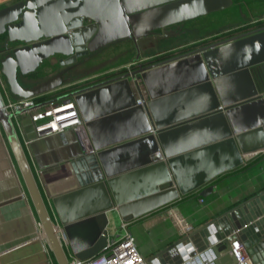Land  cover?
I'll use <instances>...</instances> for the list:
<instances>
[{"label":"water","instance_id":"1","mask_svg":"<svg viewBox=\"0 0 264 264\" xmlns=\"http://www.w3.org/2000/svg\"><path fill=\"white\" fill-rule=\"evenodd\" d=\"M231 4L232 0H19L0 9V78L12 96L48 95L64 87L61 73L111 44L130 41L139 47L156 30ZM55 55L60 56L58 64H66L63 69L30 87L19 84L17 75L27 76L44 60L52 63ZM79 57L84 58L76 61ZM255 66L264 67V27L154 63H138L41 102L73 97L90 142L80 145V155L67 164L39 171L42 189L76 258L87 259L105 245L110 210L130 219L264 150V95H257L250 71ZM139 81L145 99L140 96L138 105L133 89L139 90ZM191 92L193 100L175 103V97L186 99L182 97ZM254 101L260 111L252 113L251 124L239 126L249 120L252 111L244 109ZM192 104L199 107L189 109ZM237 110L243 112L241 117L236 118ZM0 127L49 250L56 264H67L1 95ZM120 153L124 156L117 157ZM210 189L204 187L198 194L204 196ZM233 239L247 247L251 264H264V188L178 236L147 260L159 264L171 257L173 264H183L210 247L214 264H233Z\"/></svg>","mask_w":264,"mask_h":264},{"label":"crops","instance_id":"2","mask_svg":"<svg viewBox=\"0 0 264 264\" xmlns=\"http://www.w3.org/2000/svg\"><path fill=\"white\" fill-rule=\"evenodd\" d=\"M16 1L19 0H0V9ZM232 3H235L236 7L247 4L246 0H236V2L232 0ZM256 5L254 4L253 7H256ZM252 21H255L252 24L254 27L264 25V12L260 11L257 18ZM254 27H251V29ZM208 38L210 37L197 38L190 42H183L184 44L172 45V52L170 53L183 51L184 49L181 50V48L185 45ZM162 40H166V38ZM153 44L152 42L141 43L138 52L140 50L145 51L151 49ZM165 51H158L156 54L150 55H143L137 52L134 57L127 61L131 63L138 57H141V63L157 60L165 56V54H169V52L166 53ZM89 59L61 73V86L64 85V87L57 89L51 94L44 95L41 100L37 101L38 106L46 107L48 104L45 105V103L42 104L41 102L48 100L53 95H61L70 90L101 82L110 76L112 71L109 70H114L115 68L112 66L107 67L103 71L90 72L88 68ZM65 65L58 64L54 56L52 63L48 59L40 63L39 67L35 70V72L37 71L35 76L31 77L28 74L22 77L17 75V80L22 87H30L60 71ZM106 71L107 74L102 73ZM250 71L257 95L261 97L264 95V67L260 68V66H255ZM28 80L32 81L28 82ZM138 86L139 90L136 91L133 89L134 96L135 98L141 96L143 98L142 100H144L145 90L140 81ZM194 95L193 92L188 93L182 97L186 99H180L181 97L177 96L175 97L177 98V102L175 103L183 105V101L187 100L190 102ZM9 96L16 98V96H12L10 93ZM63 102L73 103L78 112L80 123L67 127L62 131L48 132L42 136L35 137L33 123L30 121L29 113L24 112L18 114L19 127L16 129V132L32 170L42 171L52 166L67 164L68 161L80 155V145L86 146L90 143L87 135L84 133L83 121L73 97L58 98L51 105H58ZM188 107L194 110L199 106L192 104L191 106L188 105ZM244 110L252 112L249 114V120L239 123L241 127L251 124L250 122L254 119V114L252 113H258L260 111V104L255 102V105L251 104ZM234 114L238 118L241 117L243 112L237 110ZM24 140H27L28 143L24 144ZM121 156H124V154L120 153L117 155V157ZM39 178L41 185L44 187V181L40 175ZM207 186L211 187V189L208 192L206 191V195H199L198 191ZM263 188L264 150L247 161H244L241 165L217 174L201 187L181 195L179 194L174 200L130 219L124 220L115 210H110L108 212V223L106 226V241L112 242L117 239L121 232L120 224L121 222H125V228L132 235L137 250L145 258L146 264H157L152 261L148 262L147 259L162 247L167 246L178 238V230L172 222L169 211H175L183 216L193 230L240 201L248 199ZM21 192H24L25 196H21ZM199 198H202V202L199 201ZM34 219H37V217L25 191L9 145L0 127V264H56L50 250L48 248L46 249L44 243L35 238ZM235 240L238 241L242 252L247 256L249 264H251L250 257L246 251L247 247L245 248L243 246L240 239ZM196 254L198 253L194 255ZM159 262V264H173L171 257L168 258V262H162L161 260ZM220 264L229 263L227 260H224Z\"/></svg>","mask_w":264,"mask_h":264},{"label":"built area","instance_id":"3","mask_svg":"<svg viewBox=\"0 0 264 264\" xmlns=\"http://www.w3.org/2000/svg\"><path fill=\"white\" fill-rule=\"evenodd\" d=\"M119 70L120 69H114L109 71H112V74H117L115 72H119ZM102 73L107 74V71ZM112 74H110V76ZM0 95L3 100V108L9 114V118L15 132L19 127L18 114L15 113V111L18 109L23 110L22 113H29L30 121L33 123L35 137L42 136L43 134L48 132L62 131L67 127H71L80 123L78 112L73 103L63 102L61 104L52 106L51 104L53 102H48L45 104H48L45 107L37 105V102L35 101L37 97L11 98L1 78ZM135 104H141L140 97L135 99ZM23 143L27 144L28 141L24 140ZM30 170L39 187L41 198L50 220V226L66 257L67 264H146L145 258L137 250L132 235L127 232L125 228V222H121L120 224L121 232L119 234V237L112 242L106 241L105 245L98 251V253L88 257L87 259L76 258L69 248L67 239L62 229V225L55 214L52 204L42 189V185L38 177L39 171L36 169L32 170L31 168ZM20 195L25 196V193L21 192ZM199 201L202 202V198H199ZM169 215L172 219L173 224L178 230V236H183L192 230V227L180 214L176 213L175 211H169ZM34 227L35 238L44 243L46 249H49L45 240L44 231L38 219H34ZM230 244L231 249L229 251V254H231L235 260L233 264H249L248 258L242 252L241 246L238 241L234 239ZM189 259L187 261H184L183 264H214L216 256L211 248L207 247Z\"/></svg>","mask_w":264,"mask_h":264},{"label":"rangeland","instance_id":"4","mask_svg":"<svg viewBox=\"0 0 264 264\" xmlns=\"http://www.w3.org/2000/svg\"><path fill=\"white\" fill-rule=\"evenodd\" d=\"M246 3L247 4L243 6L240 5L239 7H236V4L232 3L229 8L222 11L186 21V23L183 24L184 29L187 31L185 34L175 37L174 39L158 41L155 43V48L145 51L140 50L138 52L139 47L130 41L111 44L90 57L88 68L90 72L103 71L107 69V67L112 66L116 69L128 70L130 67L141 63V57H138L131 63L127 61L134 57L137 52L143 55L156 54V52L161 51L169 44L179 45L197 38H207L229 30L248 26L251 27L255 22L252 20L257 18L260 11L264 12V0H246ZM254 4H257L256 7H253ZM31 81L32 80H28V82Z\"/></svg>","mask_w":264,"mask_h":264},{"label":"flooded vegetation","instance_id":"5","mask_svg":"<svg viewBox=\"0 0 264 264\" xmlns=\"http://www.w3.org/2000/svg\"><path fill=\"white\" fill-rule=\"evenodd\" d=\"M184 23H186V22H183V23H181V24H174V25H171V26H168V27H166V28H164V29H162V30H156L155 32H154V34H153V36L152 37H150V38H148V42H152V48H155V43L156 42H158V41H161L162 39H164V38H166V39H168V38H170V39H174L175 37H178V36H180V35H182V34H185L187 31H186V29H184V27H183V24ZM251 27H254V26H251ZM251 27L250 26H248V27H242L241 29L239 28V30L238 29H235V30H229V31H226V32H223V33H220V34H227L226 36H222L221 37V39H217V40H215V41H221V40H223V39H226V38H230V37H233V36H235V35H239V34H241V33H244V32H247V31H251L252 29H257L258 27H254V28H252L251 29ZM259 27H264V25H260ZM229 33V34H228ZM220 34H216V35H220ZM215 35V36H216ZM162 36V37H161ZM162 38V39H161ZM214 41V42H215ZM199 42V41H198ZM207 43V42H206ZM205 43V44H206ZM181 44H184V43H181ZM171 48H172V44L170 45H168V46H166V47H164L161 51H165L166 53H168L169 52V54L168 55H165V56H163V57H161V58H159V59H157V60H153V61H147V62H142V63H144V65L145 64H148V63H154V62H157V61H161V60H164V59H168V58H170V57H173V56H175V55H178V54H180V53H182V52H184V51H187L188 49H186V50H183V51H180V52H176V53H170V52H172L171 51ZM173 50V49H172ZM60 58V56L59 55H55V60L57 59H59ZM84 57H79V58H77L76 59V61H81L82 59H83ZM132 67H134V66H132ZM122 71H124V69L123 70H120L119 72H115V73H121ZM112 74V73H111ZM112 75H114V74H112ZM108 77H110V76H108ZM103 79V78H102Z\"/></svg>","mask_w":264,"mask_h":264},{"label":"trees","instance_id":"6","mask_svg":"<svg viewBox=\"0 0 264 264\" xmlns=\"http://www.w3.org/2000/svg\"><path fill=\"white\" fill-rule=\"evenodd\" d=\"M241 29V28H240ZM239 30V29H238ZM229 34V33H228ZM227 34H220V35H214V36H210V38H208V39H205V40H200L199 42H193V43H191V44H189V45H185L183 48H181V50L182 49H184V50H186V49H190V48H193V47H195V46H198V45H201V44H205L206 42L207 43H209L210 41L211 42H214L215 40H217V39H221V37L222 36H226ZM206 43V44H207ZM166 55V54H165ZM37 72V71H36ZM35 71L34 72H32V73H30L29 75L31 76V77H33V76H35L37 73H36ZM44 97V95H40V96H38L36 99H35V101L37 102V101H39V100H41L42 98Z\"/></svg>","mask_w":264,"mask_h":264}]
</instances>
